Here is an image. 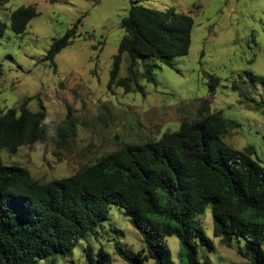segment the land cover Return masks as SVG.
<instances>
[{
	"label": "rangeland",
	"instance_id": "obj_1",
	"mask_svg": "<svg viewBox=\"0 0 264 264\" xmlns=\"http://www.w3.org/2000/svg\"><path fill=\"white\" fill-rule=\"evenodd\" d=\"M144 6L190 13L194 19L191 42L185 55L171 59L172 67L154 68L155 82L143 77L135 66L132 85L139 91L108 87L112 57L123 35L120 20L130 0H8L0 4L4 32L0 36V112L18 107L29 97L28 107L46 110L45 140L18 148L16 154L1 149L5 164L28 169L41 182L71 175L102 154L126 143L157 139L178 128L184 118L197 116L206 100L211 111L220 110L237 125L223 135L235 148L255 147L264 160V0H138ZM32 4L39 12L23 33L10 28L9 13ZM78 19V35L54 57L56 69L42 60L53 38L61 36ZM128 58L122 54L119 77L128 74ZM220 78L213 94L209 77ZM71 125L73 134L62 137L59 126ZM214 243V249L198 245V255L209 264H246L231 246L213 235L210 206L197 217ZM97 232L81 239L66 254L57 253L38 264H97L96 251L106 250L113 264H125L115 243L135 252L145 246L141 233L122 209L111 204L107 218L99 220ZM175 264L180 261L179 240L168 236ZM91 247L92 260L86 257ZM148 264H155L152 259Z\"/></svg>",
	"mask_w": 264,
	"mask_h": 264
},
{
	"label": "trees",
	"instance_id": "obj_2",
	"mask_svg": "<svg viewBox=\"0 0 264 264\" xmlns=\"http://www.w3.org/2000/svg\"><path fill=\"white\" fill-rule=\"evenodd\" d=\"M7 1L0 0V4ZM38 13L32 4L14 8L9 13L11 30L23 33ZM79 22L53 38L46 50L42 60L54 70V57L78 35ZM193 24L190 13L130 0L120 20L123 35L112 57L108 87L144 93L142 85H132L135 66L141 64L143 77L154 83L156 66L172 67L173 56L187 54ZM3 32L0 19V36ZM123 53L128 58V74L119 77ZM219 81L218 76L209 77L211 94ZM29 99L0 112V152L4 148L16 154L20 146L46 139V110L42 104L31 110ZM236 125L220 110L211 111L204 100L197 116L182 119L177 129L157 139L123 144L71 175L45 182L21 165L5 164L0 153V264H38L51 255L68 253L81 239L97 232L111 204L122 209L145 242L135 252L115 243L125 264H148L150 259L155 264H175L166 239L171 235L179 240L180 261L209 264L198 255L199 244L214 249L197 219L207 206L213 235L227 246L234 239L242 240L237 252L246 264H264V160L254 156L253 145L239 149L223 139ZM58 133L67 137L73 128L59 126ZM85 250L91 261V247ZM96 261L113 264L102 247L96 251Z\"/></svg>",
	"mask_w": 264,
	"mask_h": 264
}]
</instances>
